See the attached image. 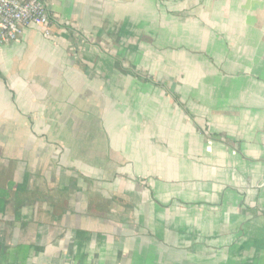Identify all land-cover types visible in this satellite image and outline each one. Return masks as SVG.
Instances as JSON below:
<instances>
[{"label":"crops","instance_id":"0c3cea01","mask_svg":"<svg viewBox=\"0 0 264 264\" xmlns=\"http://www.w3.org/2000/svg\"><path fill=\"white\" fill-rule=\"evenodd\" d=\"M0 43V264H264V0H55Z\"/></svg>","mask_w":264,"mask_h":264},{"label":"built area","instance_id":"2783aa9c","mask_svg":"<svg viewBox=\"0 0 264 264\" xmlns=\"http://www.w3.org/2000/svg\"><path fill=\"white\" fill-rule=\"evenodd\" d=\"M55 0H0V43L17 41L29 27L52 37V6Z\"/></svg>","mask_w":264,"mask_h":264}]
</instances>
